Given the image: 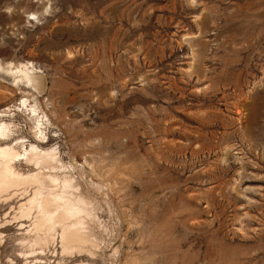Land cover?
<instances>
[{"label":"rangeland","instance_id":"rangeland-1","mask_svg":"<svg viewBox=\"0 0 264 264\" xmlns=\"http://www.w3.org/2000/svg\"><path fill=\"white\" fill-rule=\"evenodd\" d=\"M26 59L63 149L121 190L94 255L32 245L0 202V264H264V0H0V60Z\"/></svg>","mask_w":264,"mask_h":264},{"label":"bare ground","instance_id":"bare-ground-1","mask_svg":"<svg viewBox=\"0 0 264 264\" xmlns=\"http://www.w3.org/2000/svg\"><path fill=\"white\" fill-rule=\"evenodd\" d=\"M7 76L13 85L3 87L17 86L20 96L0 107V202L12 207L14 219L30 220L28 226L21 222L19 230L32 236V245L57 240L64 253L94 255L102 241L95 229L101 227L99 214L115 213L109 194L113 201L120 195L115 162L107 165L101 155L83 153L82 163H76L70 150L63 149L56 104L47 96L45 74L33 61L0 60V78Z\"/></svg>","mask_w":264,"mask_h":264}]
</instances>
